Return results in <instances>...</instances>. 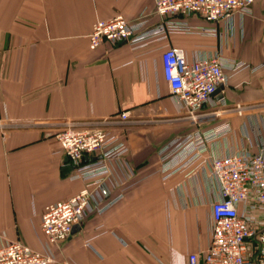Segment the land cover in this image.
Segmentation results:
<instances>
[{"label": "crops", "instance_id": "1", "mask_svg": "<svg viewBox=\"0 0 264 264\" xmlns=\"http://www.w3.org/2000/svg\"><path fill=\"white\" fill-rule=\"evenodd\" d=\"M155 0H0V236L42 249L45 207L83 187L69 178L71 166L54 134L65 122L92 125L130 111L125 133L133 176L124 199L55 248L51 264H187L210 243L209 202L214 183L176 172L164 179L160 149L196 127L228 121L251 150L264 145V0L244 16L218 24L217 35L171 33L139 49L105 42L90 48L93 24L146 10ZM194 25L208 22L196 14ZM221 50L245 62L228 73L229 105L259 104L253 115L226 114L199 126L184 120L163 73V50ZM235 141L220 140L222 150ZM122 177V174H120ZM89 242L90 245H86Z\"/></svg>", "mask_w": 264, "mask_h": 264}, {"label": "built area", "instance_id": "2", "mask_svg": "<svg viewBox=\"0 0 264 264\" xmlns=\"http://www.w3.org/2000/svg\"><path fill=\"white\" fill-rule=\"evenodd\" d=\"M255 0H155L153 14L144 10L133 19L119 14L97 20L89 36L90 48L105 42L127 43L139 49L166 40L171 33L217 35L218 24L244 16ZM208 24L194 25L191 15ZM163 73L182 118L199 126L226 114L253 115L259 104L229 105L226 98L228 73L245 62L227 57L221 50L200 49L192 57L181 46L162 52ZM130 111L103 118L92 125L65 122L54 134L55 154L71 166L69 178L83 187L72 196L48 204L41 217L42 249L20 239L0 236V264H51L57 262L55 248L68 240L76 225L101 215L124 199V180L133 176L125 133L120 127ZM235 141L221 150L220 140ZM249 137L239 139L231 123L221 121L176 136L160 149L164 179L176 172L211 178L215 185L209 202L210 243L203 253L192 252L187 264H264V145L251 150ZM122 174V177L120 176ZM86 245H90L89 242Z\"/></svg>", "mask_w": 264, "mask_h": 264}, {"label": "water", "instance_id": "3", "mask_svg": "<svg viewBox=\"0 0 264 264\" xmlns=\"http://www.w3.org/2000/svg\"><path fill=\"white\" fill-rule=\"evenodd\" d=\"M76 230V226H75V228H74V231Z\"/></svg>", "mask_w": 264, "mask_h": 264}]
</instances>
